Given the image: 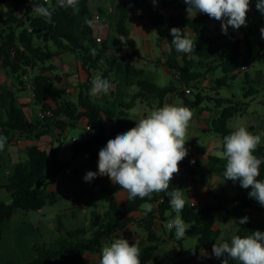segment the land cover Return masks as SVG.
<instances>
[{"label": "trees", "instance_id": "1", "mask_svg": "<svg viewBox=\"0 0 264 264\" xmlns=\"http://www.w3.org/2000/svg\"><path fill=\"white\" fill-rule=\"evenodd\" d=\"M13 2L15 4L13 9L0 12V61L13 82L11 87H3L0 91V106L6 111V116L0 117V135L8 138L13 131L18 138L39 140L48 132L40 131L41 127L49 129L55 126L65 131L80 118L85 117L96 134L84 142H75L73 151L75 155L89 154L92 166H96L98 148H103L109 139L115 138L105 135L106 118L119 119L118 124L113 127L115 133L126 132L135 127L133 123L126 122L123 118L134 107L136 100L152 98L162 102L166 96L177 91L176 84L158 87L144 78V70L133 66L130 60L109 55L111 47L108 42L103 39L101 42L97 41L95 26L98 24L93 22V10L89 0H79L78 15H74L71 8L57 7L56 0H48L46 4L45 0H13ZM39 4L55 9L51 24L32 11L33 6ZM140 5L146 9L145 20L148 25L172 48L171 53L168 51L169 48L167 49L164 64L167 68L178 72L181 85L190 87L195 81L214 75L220 68L223 76L214 79L213 87V91H219L237 78L243 66L248 68L253 66L256 58L253 56L249 38L239 39L232 31H229L225 40L218 44L215 38L206 33L208 15L186 18L182 14L173 21L171 28L177 27L182 31L191 29L195 33L193 51L187 54L176 52L174 46L170 44L173 39L170 34L171 28L163 14L157 10L158 5L164 9H184L185 6L176 0H123L116 5V32L125 37L132 57L141 58V53L136 41L130 37L128 23L131 13ZM86 20L92 21V26H89ZM260 44L263 45V43ZM63 53H71L89 75H92L93 70H100L102 78H110L112 74L121 73L125 75L127 84L135 83L140 90L133 95L130 103L120 105L119 110H113L92 100L88 92L89 85L82 86V91L74 102L67 98V91L61 88L62 77L54 74V65H47L49 60ZM259 57L264 58V54L260 53ZM26 75L29 76L35 92L34 104L41 110L53 109V117L43 120L37 118L34 122L27 118L24 105L19 101V94L28 90L27 81L24 80ZM191 93L186 94L184 90L180 96L192 106L198 107L209 99L201 93H192V95ZM257 93L258 90L254 88L246 89L245 97L249 98ZM191 98L193 99L190 101ZM48 99L53 104L49 103ZM216 101L221 112L213 121L212 130L224 138L233 131L229 128L228 122L234 117L246 114L249 103H236L222 98ZM27 155L28 160L15 167L4 186L11 194L12 200L10 203H0V224L12 219L19 210L40 211L58 202L59 197L56 193L46 197V188L67 170L68 164L55 162V167L49 169V154L39 146L29 148ZM258 156L264 157V146L259 148ZM212 160L217 159L212 158ZM180 163L183 164L186 172L195 174L194 169L186 163L185 159ZM196 165L200 167V162ZM217 165L220 166L219 176L234 186L235 191L215 194L217 202L203 208H197L186 202L181 216L188 227L185 236L196 238L194 256H198L203 249H212V245L218 243L222 231L216 229V225L220 221L230 223L235 220V235L242 238L257 230L264 232V206L249 197L251 188L241 187L239 180L225 179V165H220L218 160ZM176 175L170 181L168 191L154 193L151 200L136 198L118 204L115 194L122 188L119 185L104 188L109 197V206L102 217L94 216L90 228L68 231L64 238H59L50 245H36L33 248L36 257L25 264H92L85 255L100 252L104 246V240H109L123 229L131 221L129 215L140 210L144 204L159 202L160 219L168 221L177 215L169 205L170 193L172 189H176L174 186ZM258 179L264 180V163L260 166ZM167 211L173 212L169 219L164 217ZM243 217H247L248 220L240 224L239 221ZM154 220L155 215L152 213H148L140 220V224L147 232L148 242L146 245H138L141 264H178L177 260L182 254V249L180 251L169 249L166 255L157 253L161 239L157 237L154 230ZM170 235L174 236V230L170 232ZM227 242L230 243L231 240ZM221 257L227 258V254ZM198 263L215 264V260L200 257ZM229 264H236V262L229 259Z\"/></svg>", "mask_w": 264, "mask_h": 264}, {"label": "crops", "instance_id": "2", "mask_svg": "<svg viewBox=\"0 0 264 264\" xmlns=\"http://www.w3.org/2000/svg\"><path fill=\"white\" fill-rule=\"evenodd\" d=\"M120 1L123 0H89L93 13L94 14L98 13L100 16V21L98 25L95 26L96 36L102 38L103 41L108 42V39L111 36V32L114 31V33L117 34L119 38H122V41L119 43L121 50H115L114 47H111V50L109 52V55L111 57H120L124 60H130L133 66H135L138 69L144 70V78L152 81L158 87H167L172 83L178 86L177 91L166 96L162 102L152 98L136 100L134 107L128 111L127 116L123 119L126 122L133 123L131 120L132 111L134 110L138 102L147 104L151 108L153 107L158 108L164 106L165 104L174 105L175 99L181 98L184 102L183 106L189 108L193 113L191 123L192 124L195 123L196 128L204 132L206 141L203 142L202 146L198 145L193 140L189 143L188 155L184 159L186 163H188L194 169L195 174H190L186 172L183 164L179 163V173L176 175L174 186L176 189L184 190L186 202L190 205L196 206L197 208H203L209 204H215L217 202L216 198L214 197L215 194H221L222 192L234 193L235 191L234 186L230 185L219 176L220 166L217 165V160L219 161L220 165H226L227 161L226 159L218 155L220 152L223 151L224 138L220 134L212 130L213 121L219 117L221 112V108L217 106L216 100L222 98V99H230L235 102V98L222 97L220 95V90H222L223 87L219 91H213V87H214L213 75H208L206 78L202 80L195 81L190 87L180 84L178 72L176 70H171L167 68L164 64L163 53L166 52V45H167L166 40L161 39L158 36L157 32L153 28H151L146 22L145 20L146 9L143 5H140L136 10H134L131 13V19L128 23L130 37L136 41L137 47L141 53V58L132 57L131 51L126 43L125 37L116 32L117 12L115 7ZM168 1H174V0H168ZM176 1L182 3L185 6V8L164 9L162 8L161 5L157 6V10L161 14H163L170 28L172 26L173 21L177 19L180 15L183 14L186 18H189L185 15V13L187 12L186 11L187 5L184 2H181L180 0H176ZM7 6L9 9H13L15 4L13 2L11 4H7ZM206 15L207 14L197 13L195 17H205ZM258 16H259V12L255 8L250 6L249 11L247 12L246 15V25L241 26L239 29H234L231 26H229L227 33L229 31H232L235 34V36L239 39H243L245 37L249 38V33H247L245 29L248 25H250L249 23L252 22V20ZM211 19L214 20V22L216 23V26L219 30L218 32L220 34L219 36H213L210 34V32H208V21ZM222 23L223 21H219L210 17L206 22V33L211 37L215 38L217 42H222L227 37V33L225 34L222 31ZM185 30L187 32L191 31L190 33L191 38L195 39V33L193 32V30L191 29H185ZM151 34H155L158 37V44L160 45L162 52L160 56H156L153 53V44L150 39ZM260 46L261 47L263 46V48H261L260 53L264 54V43L263 45L260 44ZM150 63L162 67L165 75H170L172 77L169 84L165 86H160V84L155 79H153V71L150 69ZM47 65H54L55 67L54 74L60 75L62 77L61 88L67 91L68 99H70L69 96H72L73 93L77 92L79 88L82 91V86H86V84L88 83H89L88 85H91L90 83L92 79L95 76L100 75L95 72L92 73V75H89V73L83 69L81 64L77 62V60L71 53H63L59 56H56L53 59V62L47 63ZM220 70H221L220 68L217 69L215 73H217ZM249 70L250 68H248L247 71L245 72L241 71L240 74L238 75V76L244 75L246 78V82L248 84L253 80L251 78V75L249 74ZM118 75H115L116 77L115 76L112 77L111 75L109 78V82L113 83L114 81L111 78L118 79ZM100 76H102V72ZM104 79L108 80V78H104ZM123 79H124V84H123L122 92L119 93L116 91L117 89L114 90L111 88L110 94L107 93L102 95L104 99H98L99 98L98 95L96 96L91 95L90 94L91 87H90L88 89V92L92 100L104 105L105 107H109L113 110H119L118 107L120 105L130 103L133 95L137 94L140 89L138 85L135 83L132 85L127 84L125 75L123 76ZM12 84H13L12 80L8 77L6 70L2 67V62L0 61V91L1 88L11 87ZM125 85L127 87L132 88L133 94L130 91H128V89H125ZM187 88L191 89L192 93L195 94L201 93L202 95L209 97V99H206L198 107L192 106L190 103H187L184 100V98L180 96V93H183V91ZM207 89H209L210 92H208ZM26 93L27 92H22V94H19V101L24 105V111L27 118L30 121L34 122L38 118L37 114L40 111V107L38 106V108H35L34 102L31 105L30 104L31 100L27 97ZM192 99L193 98H191L190 101ZM101 100H103L104 103H102ZM248 100H249L248 102L245 101L243 103H249V107H250L251 103L254 101V96L251 98L249 97ZM48 102L53 104L50 99H48ZM5 116H6L5 109L0 106V117H5ZM144 116H146V114ZM234 118H232L228 122V126L232 130L234 129L230 126V123ZM63 119L66 120L65 118ZM105 121H106V131H105L106 136L116 137V135L124 133V132L115 133L113 131V127L116 126L119 122L118 118H106ZM87 122L88 119L82 117L78 121H76L73 126H69L65 131H61L55 126H52L49 129L41 127L40 131L46 130L48 132L46 135L42 136L39 140L18 138L17 134L12 131L7 138V142L4 150L0 151V170L1 169L7 170L6 175H3L6 176V178L0 175V187L4 188V186L8 182L9 176L13 173L15 167L19 163L26 162L28 160L27 152L29 148H31L32 146H39L42 150H45L49 154V157L50 154H57L59 146L62 145V138L68 135L70 128L80 126L84 130ZM94 134H96V131L93 130L91 136ZM77 141L84 142V140L80 141L73 138L72 146ZM261 146L262 145L258 146L256 152L254 153L255 155L258 156V151ZM100 149L101 148H98L97 155ZM84 154L85 153L79 155L74 154L70 159L66 160L65 162L62 161L59 162L60 164H68V168L65 172L59 175L58 179L55 182L49 183L46 188V192H45L46 197H48L51 193H56L59 197L58 202L56 204L66 201L67 204L65 211L68 214L72 212L73 218L77 217V215L75 216L76 212H80L86 221V226L84 227L82 226L78 228H72V227L66 228L65 226L60 224L61 226L58 231L60 237H64L68 231H74L82 228H86V229L90 228L93 217L94 216L102 217L108 209L107 206L106 209L101 211L97 203V192L99 190L104 191V188L106 187L110 188L114 186V184L107 176H100V175H97L96 178H94L90 182H85L83 178L88 171L98 172V162L96 166H92L90 155L87 154L85 157L83 156ZM212 158H216L217 160L214 161L212 160ZM197 162H200V167L196 165ZM115 198L118 204H121L129 199L128 193L124 189H121L118 192H116ZM144 205L140 208V210L130 214L129 216L131 221L123 229L115 233L109 240H104V245L106 243L112 242L115 238H120V237L127 239L130 244L133 243H136L137 245L148 244L147 232L145 231L142 224H140V220L148 213H152L155 215L154 230L157 234V237L161 239L160 245L158 246L157 249L158 254L166 255L169 249H174L175 251H180V249H183L181 256L177 260L178 264H199L198 260L200 257L207 259L214 258L215 264H221L222 260L228 258V257L216 258L212 254L211 248H206L201 250L198 256L193 255V250H194L193 249L192 257L188 258L184 253V242H181L182 244H180L179 239L181 238H176L175 234L174 236H171L170 235L171 231H169L167 228L168 221H162L160 219L159 202L151 204L152 211L148 212L147 214ZM40 211H43V209ZM172 215L173 212L167 211L164 217L166 219H169ZM219 224L220 222L217 223L216 229H220L217 227L219 226ZM186 238L187 236H184L182 239L185 241ZM85 258L90 260L92 264H99L100 252L88 253L85 255Z\"/></svg>", "mask_w": 264, "mask_h": 264}, {"label": "clouds", "instance_id": "3", "mask_svg": "<svg viewBox=\"0 0 264 264\" xmlns=\"http://www.w3.org/2000/svg\"><path fill=\"white\" fill-rule=\"evenodd\" d=\"M184 3L189 18L203 13L223 21L222 31L225 34L229 26L239 29L246 25L250 8V0H184ZM45 4L34 5L32 11L51 24L55 9ZM56 6L71 8L74 15L80 11L79 0H56ZM256 7L264 13V0H257ZM86 23L92 26V21L86 20ZM260 32L264 38V28ZM170 34L173 37L170 44L176 52L187 54L193 51L195 43L189 32L173 27ZM168 51L171 53L172 48L169 47ZM91 85L90 94L93 96L107 94L111 89V83L100 75L92 79ZM192 115L189 108L173 104L153 109L136 121L135 127L109 139L99 150L98 172L88 171L83 179L90 182L97 175L107 176L114 185H119L128 193L129 200H151L154 193L167 192L170 181L179 173V163L188 155L185 144ZM6 142L7 137L0 135V151L4 150ZM260 144V134H253L245 126H237L224 137L223 151L218 155L227 161L224 178L239 180L241 187L251 188L249 197L264 206V180L258 179L264 157L254 154ZM170 197L169 205L177 215L168 220L167 228L174 230L176 238H183L188 231L181 216L186 205L185 192L172 189ZM144 208L146 214L152 211L151 204H145ZM247 220L243 217L239 223L244 224ZM212 254L216 258L227 254L228 258L221 264H229V259L236 264H264V232L257 230L243 238L235 235L230 243H214ZM140 255L136 243L130 244L123 237L115 238L102 247L99 264H141Z\"/></svg>", "mask_w": 264, "mask_h": 264}, {"label": "rangeland", "instance_id": "4", "mask_svg": "<svg viewBox=\"0 0 264 264\" xmlns=\"http://www.w3.org/2000/svg\"><path fill=\"white\" fill-rule=\"evenodd\" d=\"M180 1L184 2V0ZM256 2L257 0H251L250 6L257 10ZM11 3H13V0H4L3 2L0 1V12L7 11L9 9L7 4ZM257 11L259 12V16L253 19L252 22L249 23L250 25H248L245 29L246 32L249 33V40L252 47L253 56L256 58L254 60L253 66L250 67L249 70V74L253 80L250 82V84H248L244 75L237 76L234 81L229 82L227 86H224L222 90H220V95L222 97L235 98L236 103H243L245 101H249L248 98L245 97L246 89L250 90V88H254L255 90H258V93L254 96V101L248 108V112L244 115H239L238 117L234 118L230 123V126L233 129H235L237 126H245L253 134H260V145L264 146V59L259 57L261 52L260 43H264V38L261 37L260 32V29L264 28V13L259 10ZM185 15L189 17L187 12ZM218 31L219 30L214 20H209L208 32H210V34L213 36H219L220 34ZM189 33H191V31ZM150 39L153 44L154 55L160 56L162 52L160 45L158 44V37L155 34H151ZM121 41L122 38H119L118 35L112 31L111 36L108 39V45L110 47H114L115 50H121L119 45ZM222 42H218V44ZM166 43L168 44L167 41ZM167 49L168 48L166 47V51ZM165 53L166 52L163 53V59H165ZM52 62L53 60L48 61V63ZM150 69L153 71V79H155L160 84V86H165L170 83L172 77L170 75H165L162 67L150 63ZM94 72L101 75L100 70H93L92 73ZM113 76L115 75L112 74V77ZM123 76V74H120L118 75V79L111 78L114 81L111 83V88L114 90L117 89L116 91L119 93H121L123 89ZM222 76L223 73L220 70L215 73V75H213V78L216 79ZM89 86L92 87V85ZM125 89H128V91L133 94L131 87H127L125 85ZM83 90L85 91V88ZM207 91L210 92L209 89H207ZM26 92L27 97L31 100L30 104L32 105L34 102L33 98H31L29 90ZM80 92L81 89L79 88L77 92L73 93V95L69 96V98L73 101H77ZM108 93L110 94V91ZM102 95L103 93L98 95V99H104ZM251 97L253 96H250V98ZM101 102L104 103L103 100H101ZM174 105L183 106L184 102L181 98H177L174 101ZM34 107L38 108L36 105H34ZM155 108L156 107L151 108L147 104L138 102L132 111V122L136 124V121L143 118L145 114H149ZM83 132L84 130L80 126L70 128L68 135L62 138V145L59 146L57 154H50V162L48 165L49 169H53L55 167L56 161L65 162L74 155L72 140L75 138L76 140L85 141L86 138L83 137ZM187 137L188 141L185 144L187 150L189 143L192 140L200 146H202L203 142L206 141L204 132L200 129H197L196 124H192L191 121L187 129ZM86 155L87 154H84L83 156L86 157ZM6 172L7 170L1 169L0 175H6ZM3 177L6 178V176ZM11 200L12 199L9 192L6 189L0 187V203H10ZM97 203L101 211L109 206L108 194L103 190H99L97 192ZM66 204L67 202L64 201L54 206H46L43 211L25 212L19 210L12 219L0 224V264H6L7 262H13L14 264H25L34 260L36 253L33 248L36 245H50L56 242L59 238H62L58 232L61 226L60 224L66 228H78L86 226V221L80 212H76L75 216L77 215V217L73 218L72 212L68 214L65 211ZM235 224V220H232L228 224L220 221V224L217 227L220 228L222 233L218 243L227 242L228 240L230 241L232 239L236 233ZM179 240V243L184 242L185 255L188 258H191L192 250L196 246V239L187 237L185 241L182 238Z\"/></svg>", "mask_w": 264, "mask_h": 264}, {"label": "built area", "instance_id": "5", "mask_svg": "<svg viewBox=\"0 0 264 264\" xmlns=\"http://www.w3.org/2000/svg\"><path fill=\"white\" fill-rule=\"evenodd\" d=\"M47 2H48V0H47ZM99 21H100V16H99V14H98V13H97V14H94V13H93V22H94L95 24H98ZM97 41H98V42H101V41H102V38L97 37ZM166 47L169 48V44H167ZM164 60H165V59H164ZM247 69H248V66H243V67L241 68V71H242V72H245V71H247ZM29 70H30V69H29ZM24 80L27 81V88H28V90H29L30 96H31V98L34 99V98H35V92H34V89H33V85H32V84L30 83V81H29V76L26 75V76L24 77ZM28 90H27V91H28ZM185 92H186V94H190V93H191V89L187 88V89H185ZM53 114H54V113H53V109H48V110H41V109H40V111H39L38 114H37V117L43 120V119H46V118L53 117ZM89 129H91V130L89 131ZM92 131H93L92 126L90 125L89 122H87V124L85 125V128H84V132H83V137L86 138L85 140H87V139L90 138Z\"/></svg>", "mask_w": 264, "mask_h": 264}]
</instances>
